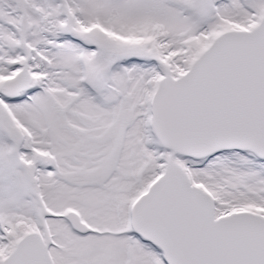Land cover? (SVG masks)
Segmentation results:
<instances>
[{
    "label": "snow or ice",
    "instance_id": "6c2138e0",
    "mask_svg": "<svg viewBox=\"0 0 264 264\" xmlns=\"http://www.w3.org/2000/svg\"><path fill=\"white\" fill-rule=\"evenodd\" d=\"M0 264H264V0H0Z\"/></svg>",
    "mask_w": 264,
    "mask_h": 264
}]
</instances>
